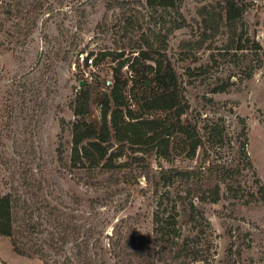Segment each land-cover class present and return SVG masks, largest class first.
Segmentation results:
<instances>
[{
    "label": "rangeland",
    "instance_id": "obj_1",
    "mask_svg": "<svg viewBox=\"0 0 264 264\" xmlns=\"http://www.w3.org/2000/svg\"><path fill=\"white\" fill-rule=\"evenodd\" d=\"M209 1L183 0L181 11L194 24L199 8ZM169 11L148 6L144 0H0V195L20 182L23 169H29L38 181L48 184L46 196L50 198L51 191L58 202L63 203V199L73 203L75 208L70 211L82 213L75 198L81 201L84 211L92 201L100 200L102 205L96 202L91 213L102 230L100 252L106 264H119L125 235L138 233L152 239L153 212L160 193L169 190L172 195L183 194L188 186L228 176L208 170L216 163H225L239 171L225 178L242 184L241 197L226 193L219 202L204 205V216L195 227L184 226L185 232L199 234L197 248L210 258V262L189 264H226L229 257L237 264H264V200L250 195L257 189L256 178L264 184V0H253L243 14L242 24L251 40L260 42L259 56L252 51H239L238 55L216 52V62L210 60L208 49L189 51L182 46V40L191 37L189 28L170 34L168 46L162 51L158 42L147 47L145 39L152 40L157 32L166 34L170 26L166 19L172 17ZM128 16L133 25H125ZM222 38L221 34L216 43L221 44ZM140 48L175 67L183 81L185 100L190 103L184 122L196 125L202 133L207 120H217L225 124V139L220 146L204 142L193 157L183 153L165 158L154 152L133 153L128 149L117 161L127 164L117 172L120 177L128 176L130 183L111 182L109 186L102 178L110 172L99 170L94 178L88 177L86 168L71 159L72 126L76 120L71 102L81 87L89 88L91 109L87 120L99 127L102 103L117 73L115 67ZM122 50L124 55L116 57ZM91 51L88 56L96 59L103 51L110 53L97 62L93 59L89 66L81 53ZM249 61L256 69L251 78H246L244 67ZM208 63L210 67L204 74L185 73L187 67ZM133 73L127 64L118 71L121 80L127 82L128 102L137 109L133 92L129 91L133 83L137 84L138 76L133 77ZM229 74L236 84L228 91L208 95L213 85ZM141 84L142 81L136 86ZM137 89L141 94L140 87L135 93ZM149 89L158 87L152 84ZM240 117L247 126L246 149L256 175L244 167L245 160L237 151ZM59 146L64 150L65 162L58 158ZM135 154L142 157L134 158ZM169 167L195 169L198 175L183 184L177 182L175 187H165L159 172ZM145 172H150L151 181L140 175ZM99 181L105 182L101 188L96 187ZM0 263L44 261L36 255L17 253L11 238L0 235Z\"/></svg>",
    "mask_w": 264,
    "mask_h": 264
},
{
    "label": "trees",
    "instance_id": "obj_2",
    "mask_svg": "<svg viewBox=\"0 0 264 264\" xmlns=\"http://www.w3.org/2000/svg\"><path fill=\"white\" fill-rule=\"evenodd\" d=\"M183 0H144L148 6L155 9H171L168 12L172 17L166 19V34L155 33L152 40L145 39L147 47H153L155 42L161 44L159 51L168 46V37L181 28H189L190 39L182 40V46L189 51L193 49L210 50V60L216 62V52L222 55H238L241 51H252L259 56L262 46L259 41L251 40L243 24V14L253 0H211L204 3L198 11L199 18H194V24L187 19L181 11ZM125 25H133L132 19L126 17ZM164 23V26H165ZM196 25V26H195ZM223 35L221 44H217V38ZM163 48V49H162ZM124 50L116 53V57L123 56ZM137 53L134 54L133 52ZM91 51L89 54H92ZM108 53L103 51L99 58L103 59ZM160 56H166L159 52ZM245 55V54H244ZM98 56V55H97ZM114 56V57H115ZM246 58V57H245ZM94 58V62L98 60ZM153 62L146 63L145 61ZM140 61V65H137ZM127 64L132 70L133 77H137L136 83L142 81V87L133 83L129 91L135 97L137 109L128 102L127 82L121 80L118 75L119 68ZM210 67H187L185 73L189 76L204 74ZM256 69L255 64H245L246 78H251ZM114 83L110 93L106 94L101 107V120L99 127L87 120L91 109V92L85 86L72 100L71 105L76 115L72 126L71 159L73 163L79 162L86 168L88 177L93 178L97 171L103 170L111 174L107 178V185H119L121 182L130 183V178L125 175L120 177L118 168L127 163L118 162L126 150L133 153L154 152L165 158L173 154H183L193 157L198 147L204 142L209 146H220L224 143L225 124L217 120H207L203 126L204 131L198 132L196 125L185 123L183 116L189 112L190 103L185 100L183 81L179 79L175 67L170 62H164L163 57H154L149 52L140 48L133 50L126 60L118 67ZM150 75V76H149ZM231 74H229L230 76ZM216 82L209 90L208 95L225 92L236 84L231 76ZM241 79V78H240ZM156 85L158 90L149 89ZM136 87H140V92ZM22 94L23 92H19ZM207 95V94H205ZM208 101L211 98L206 97ZM242 127L239 131L237 151L245 168L252 169L257 174L253 162L247 152V126L245 119L240 117ZM206 141H203L202 137ZM115 145H118L117 147ZM119 149V150H118ZM62 146L58 148V158L65 162ZM134 158L142 156L135 154ZM100 166V167H99ZM208 170L212 174H227L225 177H233L238 169L225 163H216ZM152 180L150 172L140 174ZM198 175L195 169H180L177 167L162 168L159 172V180L165 187H175L193 179ZM18 184H12L9 190L0 195V235L11 238L14 250L22 255H36L44 261V264H106L101 252L102 230L91 216L94 205L100 200L90 203V208L84 213L81 201L75 198L78 208L82 213L77 214L73 203L65 200L58 202L56 194L51 191L46 195L44 190L48 184L43 180L38 181L31 170L23 169L20 172ZM225 177H218L209 183L200 182L196 186H188L185 193L164 190L157 198L153 212V237L138 233L125 235L122 248V257L119 264H189L204 260V256L197 248L199 234L185 232L184 226L193 224L196 226L199 218L204 216V205L219 202L226 193L233 197H241L240 182H228ZM122 178V179H121ZM97 188H101L105 182H98ZM257 189L251 192V198L264 200V184L256 178ZM168 194H171L168 197ZM60 197V196H59ZM94 215V214H93ZM199 242V241H198ZM173 258L176 262L170 260ZM1 264V263H0ZM226 264H237L234 258L228 259Z\"/></svg>",
    "mask_w": 264,
    "mask_h": 264
},
{
    "label": "built area",
    "instance_id": "obj_3",
    "mask_svg": "<svg viewBox=\"0 0 264 264\" xmlns=\"http://www.w3.org/2000/svg\"><path fill=\"white\" fill-rule=\"evenodd\" d=\"M81 58L82 60L85 62V64H88L89 66L93 65V57L92 56H88V53H81Z\"/></svg>",
    "mask_w": 264,
    "mask_h": 264
}]
</instances>
